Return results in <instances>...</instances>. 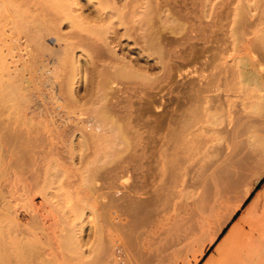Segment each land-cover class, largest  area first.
I'll return each mask as SVG.
<instances>
[{"label":"rangeland","instance_id":"374dc122","mask_svg":"<svg viewBox=\"0 0 264 264\" xmlns=\"http://www.w3.org/2000/svg\"><path fill=\"white\" fill-rule=\"evenodd\" d=\"M9 1H11V3H8ZM106 1L105 0H6V1L0 0V62H1L0 63V81H2L0 82L2 83L0 90L3 89L4 91L0 93L2 94L4 93V95H8L7 93H9L8 91H9V88L11 87L10 92L12 91L15 92L14 94L15 99L13 98V94L11 93L12 94L11 98L14 99V102L12 103L14 104L15 107H17L16 109L18 112H20L19 110L23 111V112H20V114L22 115V116L20 115L21 116L20 117L19 115H15L16 109L13 110L14 111L12 112V114H14L13 117L16 116L17 118L15 120L14 118H12V116L10 117L12 107L15 108L13 105L12 106L10 105L11 107L9 106L10 107L9 111L7 112V114L5 113V117L6 118L8 117L9 121H5L4 123H2V125L4 124L6 125V122H8L7 128L9 127L8 128L9 130L8 133L10 134V135L8 134L9 136L7 135V132L5 130L7 129L6 126L4 125L3 127H1L0 125V131H1V128L3 129L1 134L4 136L2 138V143H4V146L6 149L10 148L9 152L0 155L1 156L0 157V191H2L0 192V197H2L0 199V202L2 203L0 204L1 205L3 204L2 206L0 205V230L3 231V232H0V242H1L0 252L2 256L4 255L2 258V262H4L5 264L6 263L14 264V262L16 264L17 262H19L16 259V256L13 253H11L12 252L10 250L11 244H12L11 240L19 241V239H22L23 237L24 239L25 238L29 239L31 236H34L33 239L37 240L35 241L37 244H35L34 246V249L36 247L37 252H36V249L34 252H36L37 254L31 253V255L33 254V257L35 258V259L33 258V260L35 261V264L37 262L40 264H127V263L128 264H135V263L139 264L137 263L138 259L134 257V256H137L138 250L139 251L141 250L142 252L147 251V256L151 254L153 251L154 253L156 252V254H152V258L154 259L153 261L155 260L157 261V262L155 261L157 264H197L207 253L212 251L213 245L231 228V226L234 223H238V226L236 229L237 233L234 234L232 238V242H229V246L230 247L241 246L245 250L247 246L250 245V244H247L246 242L252 240L253 237H252V232H249V233H243V232L245 230H256L258 231V234L260 235V234H263L262 230H264V201L262 200L253 201V196L255 195L256 189L258 188V186L254 187V181L256 178H258V175L261 172L264 173V130H263L264 121L260 124L258 121V124L263 127L262 129L259 125L252 126L250 123V121L253 122L252 119L254 120L261 119L260 122L262 121V119H264V90L262 91L259 88L257 91L256 88L258 87H256L254 83L245 84L246 82L242 80L243 78L242 72L245 73L246 71H248V73L246 72L247 75H251L252 73H256L258 71L257 74H259L260 72L263 75L262 74H259V75L264 77V46H263L264 45V20H263L264 0H247V1L245 0V3L242 0H231V1L230 0L228 1L227 0H222V1L221 0H218V1L217 0H205V1H208L207 4L206 5L203 4L202 5L203 7H201V8H204L205 11L206 9H208V8H205V6H207L208 4H210V6L208 5L210 8H212V6L215 5L214 11L216 12H214L213 9H209L210 10L209 12L206 11V13L208 12V15L212 13L211 10L213 11L214 14L217 13L218 9H220L219 6H221V9L222 8L224 9L222 11L219 10L222 13L223 11L224 12L227 11L226 10L227 7L228 9L231 7L230 9L231 11L229 10L227 13L228 18L227 19L224 18V16L225 17L227 16L226 13H224L223 15V19H225V21L223 19H220L221 18L220 16L222 14L221 12H220L221 14L219 13L220 16H218L219 17L218 19L216 18L217 17L216 14L214 15L216 16L215 17L216 20H221V21L223 20L222 22L216 21L217 24L221 23V25L218 24L220 25V27L221 26L223 27V28L221 27L223 31L222 32L219 31L218 33V34L221 33L220 34L221 37L224 38L222 40L225 43L224 44L225 46L223 45V43L221 46V49L223 51L218 52V53L215 50L211 51L212 53H215L214 56H216V54L217 56L216 58L212 57L213 58V60L211 58L212 61L211 60L209 61L208 59L206 60V61H209L210 63L214 61L213 64H210L209 66L205 64H201L200 62H199L200 64H195L193 62L191 64H187V66L186 65L183 66V69H181L182 68L181 67L177 72H174L173 70L175 75L176 76L178 75V76L173 78L174 76H171V75H173L174 73L173 74L170 73L171 75L169 76H171L174 81L171 78L172 81L169 80L168 82L167 80L165 82V84L166 83L168 84L166 85H164V83L160 84L162 85V87H164V88L161 87L160 91L159 90L155 91V89H153L155 87H152L149 91L147 90L148 91L146 93L147 95L144 96L143 92H141V94L140 93L137 94L138 90L137 91L135 90L137 95H141L144 99L145 97L146 98L149 97L148 98L149 100L150 99L149 95L152 94V89H153V93L155 94L154 96L152 94L151 96L152 99L149 100L150 102L147 101L150 103L148 104V106L146 104L147 102L146 101L143 102L142 98H141L142 100L137 99L138 97L135 98L137 95L135 94V91H132V88H131L133 87L132 85L130 86L129 84L130 86L129 88L124 87L127 90V92L126 93L123 92L122 93L123 96L125 95L127 96L125 98L131 99V102L129 103L131 105L129 106L127 104L126 105L128 107L132 106L129 109L130 111L134 110L132 111V115H131L133 122L135 121L142 122L141 118L144 115L148 117V120L146 119L147 121H145L144 118H142L146 124L144 123V121H143V125H140L142 123L138 124L137 129H139L138 131L141 133H138L135 131V133L138 134V135L136 134L137 136L135 134L133 135L134 137L132 135H129L131 133H129V130H128L127 134L129 135V137H126V138L124 137V139L123 137L122 139L118 138L122 142L118 139H113L112 135H110L111 136V139H110V137L108 136L109 134H111L109 132V130L111 129L110 126H109L110 129L105 126L102 131L100 130L101 133L102 132L103 134L104 132L106 133L104 134V136L108 134L106 138L109 137L110 141L106 140L105 138V139H102L101 140L102 142H101L100 139L97 140L95 136L91 137V135L94 133L91 125L87 124L86 120L81 121L83 120L81 118L85 119V116L87 115L86 113L88 112V111H83V110H87V108L90 109L91 105L93 104V101H95L94 99H96V98L94 99L92 98L94 96L98 97V94L100 93L98 92V90L97 91L95 90V88H97L96 85H98L95 82L99 78V76H96V75H99V73L97 72L98 74H96V72H92L90 74L94 73L93 75L87 76L85 72L86 71L88 72L90 70L88 65H90V67L93 68L97 65L96 63L98 62H99L98 64H100L101 66L103 65L102 61L106 63L104 64V66L108 65V63L110 62L109 61L110 52L107 51L109 54L106 52V50H108L106 48L107 43H106V46H105V43H103L104 41L103 35L105 34L104 32H106L105 27L107 28L106 29L107 32H109L108 28L117 27L118 30H120L119 32L123 33L122 30L124 29V27L126 28V25H130L134 18L133 11L134 12L137 11L136 15L138 14V17H140L139 15L141 14V11L144 10V7L146 6L148 2L147 0H133V1L132 0H106ZM173 1H176V5H178L182 3L183 0H179V2L181 1L180 3L178 2V0H172L171 3ZM197 1L198 2H196V0H187V1L185 0L184 3L186 2L185 4L187 5L190 4L187 6L188 8L190 7L192 8V10H194L195 8L196 10V7L198 9V6L201 5V4L199 5L200 3L199 0ZM134 2H136V4ZM223 2L224 4H226L227 2V5H226L227 7L223 5ZM191 4H194L195 7H193ZM228 5L229 6L232 5V6L229 7ZM247 5H249L250 8ZM199 10L200 9H198V11ZM115 11H117V13ZM246 12H248L247 14L248 15L250 14V15L244 16V13L246 14ZM99 14H101L103 18L106 16L105 14H109L105 17L107 20L109 18V20L107 21L104 18L103 20H105V23L104 21L100 22L99 20L102 17L100 16V19H99L98 18ZM131 14L133 17L131 18L132 20L129 19ZM208 15L206 18H208ZM210 16L213 17V14H211ZM210 16H209L210 19L205 18L206 20H210L207 22H211L212 19ZM243 17L244 19H242ZM246 18H249V20L250 19L252 20L248 21V19ZM91 19L93 22L91 21ZM232 19L235 20V22H233ZM237 19H239L241 23ZM94 20H98L99 22L96 21L95 23ZM119 20H121L122 22L124 20V25H125L124 27L122 25L123 23L120 22ZM191 21L193 23L192 19ZM203 22L207 23L205 20ZM69 25L71 27H69ZM214 26H216V24ZM98 28L100 29L98 30L100 34H97L96 36H98L99 38L95 36V34L98 33L96 32ZM113 28L109 29L110 32ZM215 29L220 30L219 26H216ZM93 30L95 31L94 34H93ZM110 32L107 33V35H105L107 36L105 37V39H108V37L110 36L109 34H111ZM127 33H126V37H129L130 34L129 33L127 34ZM229 33L230 35H228ZM191 34L193 35L195 34V32H191ZM92 35L95 36L96 38L95 40ZM101 36H103L102 38L103 41L100 40L99 42V39H101L100 38ZM261 36L263 37L261 38ZM130 37L129 39L123 37V35L120 37L121 39L120 41L123 43L124 49H125L124 45L126 44V43L124 44L125 39L128 40L127 42L130 43L129 46H131L132 42H134L133 40L135 38L133 37L134 38L133 39ZM210 42L212 43V45L209 44ZM221 42L222 41L218 43L215 42L214 40L209 41L207 43V46L209 44L208 47L211 48V46L214 45L212 49H215V47L218 48L220 46ZM201 45L202 44L198 42V46H201ZM113 46L114 47H112L111 45V48L113 49L115 48V52H112V51L111 52L116 55L117 53L116 49H117L118 51L117 55L118 56L120 55V57L123 55L121 58H124L125 56L124 60L132 59V57L134 56L133 54L137 56L136 52L140 53L138 49L137 50L133 49V51L131 50V52H129L130 54L126 53L128 56L133 55L131 57H128L126 54L124 55L125 50L123 51V53L122 52L119 53V50H121V48L120 49L119 47L117 48L116 47L117 45L115 43H113ZM111 48L109 47L110 50ZM95 53H97L98 56ZM204 55H206V57L205 56L200 57L201 62H204L205 58L211 57L210 53H206ZM94 56L97 58L99 57L98 59L100 61H98L97 58L94 59L93 58ZM106 59L108 61H106ZM141 59L142 58L140 57V60L138 61V63L141 62ZM95 60L97 61L96 63L94 62ZM74 61L75 62L77 61L76 65L78 67L77 70L79 69L78 70L80 72L79 74L78 72H73L75 73L73 74L71 72L72 70L70 71V69L73 68L71 63ZM246 61H247V64H246ZM242 62L243 64L244 63L245 64L243 65ZM85 64L87 65L89 69L87 68V70L86 71L83 70L84 71L83 72L81 69L86 67ZM94 64L96 65L94 66ZM193 64H195V66H193ZM40 65H41V69H38L40 68L39 67ZM78 65L81 67V69L79 68ZM100 65H97V66L99 67ZM73 66L75 67V65ZM104 66L102 67L104 68ZM198 66H199V73L202 71L201 72L202 75H200L197 72ZM252 66L256 69L259 67H262V68L261 69L259 68L260 70L255 69L254 71L256 72L253 71L251 73L252 71L251 69H254ZM102 67L101 69L102 71H104ZM185 67H186V71H185ZM192 67L196 69L198 77H197V74L194 73V71L192 73L194 75H191ZM77 70H74V71H77ZM180 70H182L184 74H182V72L180 74L179 73ZM94 71H95V68H94ZM188 71L190 72L188 73ZM152 72L157 74L154 71H149V74H151ZM7 75H10V76L7 77ZM83 75L86 81L83 79ZM234 75L235 76L237 75V76L235 77ZM200 76L201 77L203 76L202 79H200L201 78ZM92 77L94 79L91 80ZM19 78H22L23 80ZM26 78L28 81L26 80ZM219 78L221 80H219ZM16 80L18 82L22 80L19 82L21 84L19 86L20 87L22 86L20 89L17 86V84L19 83H17ZM99 80L101 81L100 78L97 81L100 82ZM191 80L195 82L191 83ZM211 80L213 81L215 80V81L213 82ZM224 80H227V81H224ZM8 82H10L11 85L14 84V86L13 85L11 86ZM68 82H69V85H71L70 87H68ZM88 82L93 84L92 85L93 90L92 88L90 90L89 86H87ZM212 82L214 83V85ZM114 83H112L110 86L113 85L114 88H119L120 86L123 88L121 84H118V83L114 84ZM194 83H196L197 85ZM190 84L192 85L190 86ZM116 85H118V87H116ZM176 85L177 86L179 85V87H177ZM193 85H196V86H193ZM16 86L18 87V89ZM23 86L24 88L25 87L27 88V89L25 88L24 92H23ZM253 86L256 87L255 90L253 89L254 88ZM5 87L8 89V91L4 90ZM13 87H16V88H13ZM67 87L69 89L72 88L71 91L74 93V95H72L71 91L67 90L68 89ZM85 87L87 89V92L85 91ZM87 87L89 88V91ZM157 87L156 88L159 89V86ZM249 88H250V91H249ZM146 89H145V92H146ZM197 89L199 93L196 91ZM179 90L181 92L184 91V94L181 93ZM203 90H206V91H203ZM253 90L257 92L254 93ZM83 91H85L86 93H83ZM90 91H92L91 94L93 97L90 96L92 98H89V95H86V94H89ZM193 92H195L194 95L198 93V95L200 96L197 95L198 97L197 96L195 97L193 94H191ZM69 93H71V95ZM95 93L97 96L95 95ZM210 93L212 96L210 95ZM260 93L263 95V98L257 99L258 96L262 97ZM118 94H119V97H121L122 99L123 96L121 95V92ZM214 94L216 96H214ZM251 94L253 96H251ZM73 96H75L77 100L75 97L73 98ZM78 96L79 98L81 96V98L79 99ZM176 96L178 97V99ZM255 96H257V98H255ZM193 98H195V100ZM200 98L201 99L205 98L206 100L203 99L201 102ZM172 99L173 101H176V102H173ZM54 100H57V101H54ZM135 100L136 101L138 100L137 102L138 105L137 103L136 105L133 103L134 104V108H133L132 102L133 101L135 102ZM197 100L198 101L200 100V103H198ZM208 100H210L211 102L208 103ZM98 101L99 100H97L94 103L96 104L98 103L97 105H99ZM140 101L143 103L145 108L142 107L143 109L141 108V110H138L140 109L138 107L142 106L140 105L141 104ZM257 101H260V102L263 101V102L261 103V105H259L260 102H257ZM125 102H127V100ZM88 103H90L91 105ZM144 103L146 104L147 107L145 106ZM201 104L206 107H201ZM227 107H229L228 108L229 110L227 109ZM92 108H95V107L93 106ZM183 108H186V110ZM203 108H204V111L202 110ZM144 109L146 112L144 111ZM38 110L41 112L39 113ZM89 111L91 112L93 110H89ZM135 111L140 112L142 114L144 112V115H138L140 113H136L138 117L136 116L135 118V115L133 117V114H135L133 112ZM202 111H203V114H202ZM52 112L55 114L56 124L51 118L53 117ZM57 112L59 115L58 114L56 115ZM174 112L176 113V115ZM171 113H173L174 115ZM118 114H121V113L118 112ZM128 114L130 115L131 112ZM166 114H168L169 117ZM170 114L171 116L173 115L175 119L177 117V119L175 120L174 118H172L174 119V121L171 120ZM196 114L198 115V117ZM180 116L182 117L180 118ZM153 117L156 119V121ZM158 117L163 118V119L158 122L159 120ZM234 118L235 119L237 118V119L234 120ZM249 118H252V119L249 121L248 120ZM149 119H150V122H148ZM169 119L171 121H169ZM77 121L80 123L84 122L88 126L90 125L92 130L90 128L89 129L91 130V132L93 131L92 134L90 135V131H89V134H87L88 131L86 129H88V126L86 127V129H84L86 125L82 127L83 123L81 125L80 123L78 124ZM218 121L219 122L221 121V123H219ZM227 121H229V124L234 121L235 123L239 121L238 126L240 128L241 126L245 127V128L242 127L243 129L239 128V131H242V130L244 131L246 128H249L250 126L246 127L244 125L247 124L248 126L249 125L248 122L250 123L252 127V128L250 127L251 131L249 128V129H246L247 133L246 131L243 132L244 134L240 133V139L241 141L247 140L246 143L245 141L241 142V143H245L243 144V146L245 145L243 147V153H247L251 156L250 152L248 153L246 151L248 147H249L248 151H250L252 148L254 152H251L253 154L251 157L258 158L257 160L258 162L257 161L255 162V160L254 161L252 160V163L254 162L255 163L250 165L249 168L247 167L242 170L240 169L241 172H238L239 171L238 170L237 172L239 175L237 174V172L235 173V176H233L234 178L232 177L233 179H232L231 184H229L230 182H224V181H223V184L221 182H212L205 188H199V189L195 188V190L197 189L196 191L197 193L194 191V189H192L193 191L192 190L191 191L194 192V194L192 195L191 194L192 192L189 194V197H187L189 200L188 199L186 200L185 198H184L185 200H183L182 198H178L175 195H173L174 192L172 191L173 192L172 193L170 191L171 189H174V190L176 189V185H174L176 184V181L174 180V183L172 181V178L174 179L175 177V175L173 177V174H171L172 170L170 169L171 170L170 172L167 166L164 167L162 170L160 169L161 171L160 175H162L163 179L165 178L167 180L163 182L159 181L157 179L158 177L156 176V174L153 175L152 173V171L154 172L158 165L159 166L161 165L160 164L161 160H166L168 157L167 156L166 159H163L160 156H162L165 153L167 154H165L164 156L170 155L169 153H171V151H172L171 154H174L175 152L179 150L183 152L185 151V149L186 151L188 150L187 153H189L190 150H193V148L195 147L194 144L197 142L199 143L206 142V143L211 144L209 142L211 138L210 134H212V137H213L211 139V142L213 143V145L215 144V147H216L217 146L216 143L218 142V141L216 142V140L214 139V137L216 136V133H214L213 131H209L210 130L209 127L214 126L216 128L217 124L219 125L221 124L220 126L227 125V123L224 124ZM209 122L213 126L211 125H209V127L205 126V124L207 125L209 124ZM241 122H242V125L240 124ZM245 122L247 123L245 124ZM214 123L216 124L214 125ZM198 124L199 125L201 124L200 127ZM173 125L176 127H174ZM257 126H259V128H257ZM201 127H202V131H203V127H205L203 131L204 133L209 132L210 134L208 133L205 135L202 131H200ZM147 128L148 130H146ZM211 130L213 129L211 128ZM86 134L88 135V137H85ZM6 136L8 137L5 139ZM135 136L137 138H135ZM138 136L141 139H138ZM202 136L203 137L206 136L207 138L209 136V140H207V138L205 137V139L201 141L200 138L202 139ZM231 137L232 136L226 137L224 141L229 142V138ZM231 139H234V138L232 137ZM104 140L108 143L107 146L105 145L106 147L103 145L104 143L106 144V142H103ZM222 141L220 143L219 142L217 143L219 144L218 147L220 146V144L224 143V142L222 143ZM227 142H225L226 144H224L226 145V147L228 145ZM109 143H111L113 146L111 144L109 145ZM185 144H186V148L184 146ZM102 145L105 147V149H107L105 150L106 151L105 153L104 151H102L103 149H100V146ZM218 147H216L217 150H219ZM226 147L224 146V148ZM116 148L117 150L116 152H114ZM101 151L103 153L99 154V152ZM156 154L161 159L156 157ZM111 158H114V159H111ZM54 160H56V162H58L59 164H56ZM157 162L159 163L158 165H157ZM156 172L159 173V170L155 171V173ZM155 176H156V181L151 179L153 177L155 178ZM261 177H264V175H261L260 178ZM143 178H144V181H143ZM147 180L148 182L146 183ZM161 186H163V188ZM250 187L251 189H250L249 194L246 196V198L241 203V200H242L241 198H243L245 191H247ZM168 189L170 191H168ZM22 192L24 194H22ZM150 193L151 194L153 193V194L151 195ZM251 193L252 194L254 193V194L252 195ZM8 194H11V195H8ZM190 195H192L191 198H190ZM172 199H175L176 202L175 200L173 201ZM177 199L183 202L181 203L180 201L181 204L178 205L179 201ZM172 202H175V203L178 202L177 205L178 207L179 206L180 207L177 209L176 204H174L175 207H173L174 205L172 204ZM185 202L187 203L185 204ZM239 203H241V206L230 217L231 212L238 206ZM125 206H127L128 208ZM168 206L173 207L171 208L173 209V211L175 208L177 210L173 212L172 210H170V207ZM165 209H167L168 211ZM125 211H128L129 213ZM167 212H169L170 214ZM105 213L107 214L106 216H105ZM126 213L130 214L129 216L131 217L126 215ZM106 218L108 219L106 220ZM128 218L129 220H127ZM104 220L108 221L109 224H106L108 222ZM128 221L131 222L132 227H134L137 224L136 227L139 226L137 227L138 229L136 227L134 228L131 227L132 230L134 229L133 231L131 230L132 231L131 232L130 223H128V225L130 224L128 226V229L125 228L127 227ZM9 222H10V226L11 227L13 226L12 228L10 226L8 227ZM14 222H15V225H14ZM103 224L104 226L108 227V230L107 229L104 230ZM149 227L152 229V232L154 231V229L156 230L153 232L154 234H151L152 232H150L151 229ZM221 227L222 229L219 232V234L216 236L214 242H211V240L215 237V233H217ZM240 229L242 230V232H240L241 231ZM139 230L147 231V233L145 234L142 231L140 232L142 233L141 234L142 236L145 235V237L143 238L147 237L145 240H149V242L151 240V237H153L152 241L156 238L154 240L156 243L152 244L151 248L152 247L155 248V245H157L156 247L159 248L157 249V251H155L156 249L155 250L152 249V252L150 253L151 250L149 249L151 248H147L148 247L147 245L144 246L145 248L142 246L143 244H148V241L147 243L145 242L142 245L140 244L142 249L138 247V241L139 242L142 241L141 239L142 236L140 235V233H138L139 235L137 234ZM68 232L69 234H67ZM127 232L131 233L132 235L134 234L135 241L137 242L136 248L138 247L137 250L134 247L135 241L133 242L134 240V238L132 239L133 236L130 234L131 238H129L130 236L128 235ZM10 234H12V236H10ZM123 234L126 235L130 239L131 243L126 242V240L128 241V238L126 239V237ZM258 239H261L260 236L258 237ZM145 240L143 239V241ZM120 242L121 243L125 242L124 244L126 245V247L124 244H121ZM98 243H99V246L97 245ZM5 244L8 246H6ZM127 244L131 247L133 246L137 254L134 253L135 251L133 252L132 249H130V247ZM104 248H106L107 251ZM4 249L6 250L8 249L10 253L7 250L8 252L6 254V250ZM94 249L96 252L94 251ZM122 249H125V250L122 251ZM124 251L126 253L130 252L131 255L134 258H136L137 261L131 260L134 258H132V256H130L131 258H129V253L125 254L124 256V254L122 253ZM8 253H9V256H8ZM144 253L143 254L141 253V254L144 256L145 255ZM31 255L29 256L31 257ZM155 255L157 257H155ZM234 257H235V254L233 250L231 248H227L224 251L222 261L225 263H237V259L236 257L235 258ZM28 259L30 260V258ZM97 259L98 261H96ZM124 259H125V262H124ZM244 259L247 260V256Z\"/></svg>","mask_w":264,"mask_h":264},{"label":"bare ground","instance_id":"6f19581e","mask_svg":"<svg viewBox=\"0 0 264 264\" xmlns=\"http://www.w3.org/2000/svg\"><path fill=\"white\" fill-rule=\"evenodd\" d=\"M6 1V0H5ZM106 1V0H105ZM133 1V0H132ZM171 1L172 0H147V4H146V6L144 7V10L143 11H141V14L139 15L140 17H138V14L136 15V13H137V11L136 12H134L133 11V13H134V15H133V17H132V14H131V16H130V20H132L131 18H133V20H132V22H131V24L130 25H126V28L124 27L125 25H124V20H123V22L121 21V20H119L120 22H122L123 24V27H124V29L122 30L123 31V33H121V32H119L120 30H118V28L117 27H115V28H117V29H115V28H113V27H110V28H113L112 30H111V32H110V28H108V31L111 33V34H109L110 36L108 37V39H105V37H107V36H105V35H107V33H109V32H107V28L105 27L106 26V24H105V31L106 32H104L105 34L103 35L104 36V38H103V36H101L100 38L101 39H99V42H100V40H102V38L104 39V41H103V43H105V46H106V43H107V49L108 50H106V52L107 51H109L110 52V54H109V57H110V59H109V63H108V65H105L106 67H108V68H106L105 66H104V64H106L105 62H103L102 61V66H104V68L100 65V64H98V63H96L97 61V59L99 58H97V57H93L94 59L95 58H97L94 62L97 64V65H100L99 67L96 65V64H94V66L95 67H93V68H91L90 67V65H88V67L90 68V72L88 71H86L87 70V65H86V69L85 68H82L81 69V67L79 66V68L83 71V70H85L86 72V75L87 76H91V75H93V74H90V73H92V72H96V74H98L99 73V75H96V76H99V78L101 79V81L100 82H98L97 80L99 79H97L96 80V82L95 83H97L98 85H96L97 86V88H95V90L97 91L98 90V92H100L99 94H98V92H97V94H98V97H93L92 96V94H91V92L92 91H90V93L89 94H86V95H89V98H92V99H94V98H96L97 100H99L98 102H99V105H97L96 103H94V102H96L97 100L96 99H94L95 101H93V104L91 105L90 103H88V104H90L91 105V107H90V109H88L87 108V110H83V111H88L86 114V116H85V119L84 118H81V119H83V120H81V121H85L86 120V122H87V124H90L91 125V127H92V129H93V131H94V133L92 134V132H91V127H90V125L88 126V125H86L84 122H82L83 123V126L82 127H84V125H86L85 126V128L84 129H86V127L88 126V129H86L87 131H88V133L87 134H89V131H90V135H91V137H94L95 136V138H97V140L98 139H100V141L102 140V139H105L106 138V136L108 135H106V136H104V134H106L105 132H104V134H103V132L101 133V131L104 129V127L106 126V127H108L109 128V126L111 127V129L109 130V132L111 133V134H109L108 136L110 137V139H111V136L110 135H112V138L113 139H118V138H120V139H122V137H123V139H124V137L126 138V137H129V135H136L137 133H135V131L136 132H138V133H141V132H139L138 130L139 129H137V126H138V124H140V123H142V124H140V125H143V121L145 120V121H147L148 120V117L147 116H145L144 115V112H143V114L142 113H140V112H137V111H135V112H133V113H135V114H133V117H134V115H135V118H136V116L138 117V115H144V116H142V118H144V120L141 118V120H142V122L140 121V122H133V120H132V111H134V110H129L130 109V107H132V106H130V107H128L129 105H131V104H129L130 102H131V99H130V101H129V99H127V98H125V97H127V96H123V92H127V90L125 89V88H129L131 85L133 86V87H131L132 88V91H137L138 90V92H137V94L138 93H140L141 94V92H143V94H144V96H146L147 94V92L152 88V87H155V88H153V89H155V91H160V88L162 87V85H160V84H163L164 83V85H166V84H168V83H166L165 84V82L168 80V82H169V80H171V76H174L173 78H175V77H177L176 75H175V73L174 72H177L181 67V69H183V66H187V64H191V63H195V64H205V65H210V64H213V62L212 63H210L209 61L211 60V58L212 57H215L216 58V56H217V54H216V56H214L215 55V53H212L211 51L213 50H215L217 53L218 52H221V51H223L222 49H221V46H222V43H223V45L225 44L224 42H223V40L222 39H224V38H222L221 37V33L220 34H218L219 33V31H223L222 29H221V27H220V25H221V23H218V24H220V25H218L217 24V22L219 21V22H222L223 20L225 21V19H223V15H224V13H228V11L231 9V7L230 6H232V5H228L230 8L228 9V7L226 6L227 5V2H226V4H224V2H223V5L225 6V7H227V11H223V13L221 12L222 10H224L223 8L221 9V6H219L220 7V9H218V11L219 10H221V11H217V13H215L216 14V16H214L215 14L213 13V11L215 10L214 8V6H212V8H210L209 6H210V4H208L207 6H205V8H208V9H206V11H210L209 9H213V11L211 10V14H213V17H211L210 15H208V12L206 13V11H205V9L204 8H201V7H203L202 5L203 4H207V2L208 1H205V0H202V2H201V0H199V5L200 6H198V9H200L199 11H198V9H197V7H196V10H195V8H194V10H192V8H188L187 6L188 5H190V4H185L184 3V1L185 0H183L182 1V3H180L179 2V0H178V2L180 3V4H178V5H176V1H173L172 3H171ZM187 1V0H186ZM206 3H205V2ZM218 1V0H217ZM222 1V0H221ZM220 1V2H221ZM228 1V0H227ZM231 1V0H230ZM242 1H244V3H245V0H242ZM247 1V0H246ZM107 2V1H106ZM141 2V1H140ZM145 2V1H144ZM191 2V1H190ZM196 2H198L197 0H196ZM204 2V3H203ZM220 2H218V3H220ZM8 3H11V1H9ZM80 3V2H79ZM135 4H136V2H134ZM193 3V2H192ZM209 3H210V1H209ZM240 3V2H239ZM243 3V2H242ZM248 3V2H247ZM75 4V3H74ZM99 4H100V2H99ZM127 4H128V2H127ZM143 4V3H142ZM173 4V5H172ZM175 4V5H174ZM195 4V3H194ZM194 4H191L193 7H195L194 6ZM197 4V3H196ZM222 4V3H221ZM228 4H229V2H228ZM231 4V3H230ZM93 5V4H92ZM105 5H107V4H105ZM115 5V4H114ZM130 5V4H129ZM246 5V4H245ZM248 7H249V5H247ZM103 7V6H102ZM106 7H108V6H106ZM134 7V6H133ZM132 7V8H133ZM218 7V8H219ZM244 7V6H243ZM96 8V7H95ZM101 8V7H100ZM250 8V7H249ZM115 9V8H114ZM129 9V8H128ZM203 9V10H202ZM247 10V9H246ZM74 11V10H73ZM120 11V10H119ZM197 11H198V13H197ZM231 11V10H230ZM251 11V10H250ZM82 12V11H81ZM116 13H117V11H115ZM214 12H216V11H214ZM222 14H221V13ZM99 13V12H98ZM103 13V12H102ZM121 13V12H120ZM119 13V14H120ZM124 13V12H123ZM132 13V12H131ZM219 13L221 14V16L219 15ZM230 13V12H229ZM248 12H246V14L244 13V16L245 15H248L247 14ZM110 14V13H109ZM109 14H105L106 16L107 15H109ZM208 15V18H209V16L211 17V22H207V21H210V20H206V19H208V18H206L207 17V15ZM225 14V15H226ZM232 14V13H231ZM233 14H234V12H233ZM240 14V13H239ZM262 14V13H261ZM77 15V14H76ZM82 15H83V13H82ZM81 15V16H82ZM94 15H95V13H94ZM117 15V14H116ZM230 15V14H229ZM250 15V14H249ZM248 15V16H249ZM257 15V14H256ZM34 16V15H33ZM73 16H75V15H73ZM87 16V15H86ZM90 16V15H89ZM100 16L102 17L101 19H100ZM105 16V17H106ZM218 16H220L221 18L220 19H223L222 21L221 20H216V18L218 19L219 17ZM239 16H241V15H239ZM259 16V15H258ZM78 17V16H77ZM76 17V18H77ZM85 17V16H84ZM83 17V18H84ZM92 17V16H91ZM96 17H97V15H96ZM104 17V18H105ZM110 17V16H109ZM216 17V18H215ZM262 17V16H261ZM32 18V17H31ZM36 18V17H35ZM98 18L100 19L99 21L101 22V21H104V23H105V20H107L106 18H105V20H103L104 18H103V16L101 15V14H99L98 15ZM127 18V17H126ZM207 22V23H205V22H203L204 20ZM206 18V19H205ZM224 18H228V14H227V16L225 17L224 16ZM237 18V17H236ZM250 18V17H249ZM249 18H246V19H248V21H250V20H252V19H250L249 20ZM255 18V17H254ZM259 18V17H258ZM34 19V18H33ZM120 19V18H119ZM191 19L193 20V23H192V21H191ZM210 19V18H209ZM213 19H215V20H213ZM242 19H244V17L242 18ZM53 20V19H52ZM78 20V19H77ZM76 20V21H77ZM85 20H86V18H85ZM108 20H109V18H108ZM107 20V21H108ZM238 21H240L239 19H237ZM262 20V19H261ZM260 20V21H261ZM263 20H264V18H263ZM65 21V20H64ZM88 21V20H87ZM91 21H92V19H91ZM90 21V22H91ZM95 21V23H96V21H98V20H94ZM98 21V22H99ZM116 21H118V20H116ZM217 21V22H216ZM232 21L233 22H235V20H233L232 19ZM247 21V20H246ZM257 21V20H256ZM259 21V20H258ZM53 22V21H52ZM81 22V21H80ZM85 22V21H84ZM83 22V23H84ZM93 22V21H92ZM130 22H128V23H130ZM216 22V23H215ZM253 22V21H252ZM240 23H241V21H240ZM243 23V22H242ZM249 23V22H248ZM79 24V23H78ZM81 24V23H80ZM100 24V23H99ZM113 24V23H112ZM126 24V23H125ZM216 24V26H219V28H220V30H218V29H215L216 28V26H214ZM246 24H247V22H246ZM97 25V24H96ZM101 25V24H100ZM110 25V24H109ZM108 25V26H109ZM121 25V24H120ZM235 25H236V23H235ZM260 25V24H259ZM107 26V27H108ZM225 26V25H224ZM254 26H256V25H254ZM253 26V27H254ZM57 27V26H56ZM69 27H71L70 25H69ZM85 27V26H84ZM91 27V26H90ZM215 27V28H214ZM51 28H53V27H51ZM99 28H100V26H99ZM95 29L96 30V32H98V33H96L95 34V36L97 35V34H100L99 33V31L98 30H100V29ZM223 28V27H222ZM84 29V28H83ZM102 29V28H101ZM231 29V28H230ZM92 30V29H91ZM240 30H241V28H240ZM38 31V30H37ZM40 31V30H39ZM103 31V30H102ZM218 31V32H217ZM234 31V30H233ZM33 32V31H32ZM82 32H84V31H82ZM81 32V33H82ZM91 32V31H90ZM129 33L130 35H129V37L130 38H133L134 40V42H132V44H131V46H129V42H127L128 40H126L125 39V41H124V46H125V49L123 48V43L120 41L121 39H120V37L123 35V37H125V38H128L129 39V37H126V33ZM132 32V33H131ZM191 32H195V34H191ZM240 32V31H239ZM242 32V31H241ZM92 33V32H91ZM95 33V31L93 30V34ZM103 33V32H102ZM127 33V34H128ZM243 33V32H242ZM1 34H3V33H1ZM36 34V33H35ZM85 34V33H84ZM132 34V35H131ZM232 34V33H231ZM77 35V34H76ZM134 35V36H133ZM220 35V36H219ZM223 35V34H222ZM228 35H230V33L228 34ZM87 36V35H86ZM93 36V35H92ZM95 36H93L94 37V40L96 39L95 38ZM232 36V35H231ZM230 36V37H231ZM234 36V35H233ZM32 37V36H31ZM64 37V36H63ZM96 37H98V36H96ZM263 36H261V38H262ZM15 38V37H14ZM35 38V37H34ZM81 38V37H80ZM99 38V37H98ZM243 38V37H242ZM227 39V38H226ZM32 40V39H31ZM106 40V41H105ZM108 40V41H107ZM215 41V42H220V41H222L221 42V44H220V46L218 47V48H216L215 47V49H212V47H214V45L213 46H211V48L210 47H208L209 46V44H211L212 45V43L210 42L209 44H208V46H207V43L209 42V41ZM98 42V43H99ZM198 42H200V44H202L201 46H198ZM202 42V43H201ZM226 42H228V41H226ZM94 43V42H93ZM113 43H115L117 46V48L119 47V49L121 48V50H119V53L120 52H122L123 53V51H124V55L127 53H129V52H131V50L133 51V49H138V51L140 52V53H138V52H136L137 53V56H135V54H133V55H127L128 57H131V56H133L132 57V59H130V60H128L127 59V57H126V59L127 60H124V58H125V56H124V58H121L120 57V55L118 56L117 54H118V51H117V49H116V55L115 54H113L112 52H115V48L113 49V48H111V45H112V47H114L113 46ZM216 43V44H217ZM102 44V43H101ZM228 44V43H227ZM235 44H237V43H235ZM91 45V44H90ZM104 45V44H103ZM110 45V46H109ZM133 45V46H132ZM231 45V44H230ZM70 46V45H69ZM79 46V45H78ZM122 46V47H121ZM216 46V45H215ZM225 46V45H224ZM232 46V45H231ZM264 46V45H263ZM109 47L111 48V50L109 49ZM230 47V46H229ZM235 47V46H234ZM246 48V47H245ZM231 49V48H230ZM225 50V49H224ZM112 51V52H111ZM134 52V53H135ZM206 53H210L211 54V57H208V56H210V55H208L207 57L208 58H205V61L204 62H201V59H200V57L201 56H205L206 57V55H204V54H206ZM94 54V53H93ZM95 54H97V53H95ZM107 54V55H108ZM130 54V53H129ZM140 55V57L142 58L141 59V62L140 63H138V61L140 60V57H139V55ZM106 55V56H107ZM71 56V55H70ZM97 56H98V54H97ZM105 56V55H104ZM218 56H219V54H218ZM73 57V56H72ZM89 57V56H88ZM102 57V56H101ZM108 57V56H107ZM120 57V58H119ZM72 59V58H71ZM91 59V58H90ZM94 59H92V60H94ZM101 59V58H100ZM209 60V61H206V60ZM20 60V59H19ZM23 60V59H22ZM104 60V59H103ZM212 60H213V58H212ZM211 60V61H212ZM214 60H216V59H214ZM72 61V60H71ZM89 61V60H88ZM98 61H100L99 59H98ZM106 61H108L107 59H106ZM198 61V62H197ZM9 62V61H8ZM197 62V63H196ZM200 62V63H199ZM245 62V61H244ZM1 63V62H0ZM71 63V62H70ZM82 63V62H81ZM72 64V67L73 68H71L70 69V71L73 73V72H78V74L80 73L78 70H77V61L75 62H72L71 63ZM89 64V63H88ZM93 64V63H92ZM195 64H193V66H195ZM242 64H243V62H242ZM245 64V63H244ZM243 64V65H244ZM246 64H247V61H246ZM73 65H75V67L73 66ZM82 65H84V64H82ZM204 65V66H205ZM231 65V64H230ZM38 66V65H37ZM64 66V65H63ZM197 66V65H196ZM212 66V65H211ZM218 66V65H217ZM12 67H13V65H12ZM40 68H38V69H41V65L39 66ZM97 67H98V69H97ZM101 67L103 68V70L104 71H102V69H101ZM203 67V66H202ZM207 67V66H206ZM228 67V66H227ZM242 67V66H241ZM253 67V66H252ZM76 68V69H75ZM88 68V69H89ZM94 68H95V71H94ZM193 69H194V67H192ZM191 68V75H194V74H192L193 73V71H194V73L195 74H197V72L199 73V66L197 67V72H196V69H192ZM196 68V67H195ZM231 68V67H230ZM254 68V67H253ZM260 69L262 68V67H259ZM259 68H257V69H259ZM10 69V68H9ZM15 69V68H14ZM34 69V68H33ZM66 69V68H65ZM77 70V71H74V70ZM93 69V70H92ZM98 71H97V70ZM100 69V70H99ZM223 69V68H222ZM236 69V68H235ZM244 69V68H243ZM256 68H254V69H251L250 71H251V73L255 70ZM256 69V70H257ZM259 69V70H260ZM16 70V69H15ZM173 70H174V72H173ZM8 71V70H7ZM69 71V72H70ZM102 71V72H101ZM149 71H154V72H156L157 74H155V73H151V74H149ZM172 71V72H171ZM185 71H186V67H185ZM201 71V70H200ZM10 72V71H9ZM84 72V71H83ZM98 72V73H97ZM160 72H161V74H160ZM181 72H182V70H180L179 71V73L181 74ZM190 71H188V73H189ZM202 72V71H201ZM201 72L199 73L200 75H202L201 74ZM231 72V71H230ZM247 73H248V71H246ZM246 72L245 73H243L242 72V80L244 81V82H246L245 84H247V83H251V84H255V86L256 87H258V88H256V87H254L253 89L255 90V88H256V90L258 91V89L260 88L262 91L264 90V77L263 76H261V75H259V74H262V73H260L259 72V74H257V72L256 71H254V72H256V73H252L251 75H247L246 74ZM68 73V72H67ZM66 73V74H67ZM88 73V74H87ZM100 73H101V75H100ZM173 74V75H171V74ZM187 73V74H188ZM9 74V73H8ZM11 74V73H10ZM69 74V73H68ZM73 74H75V73H73ZM81 74H82V72H81ZM90 74V75H89ZM153 74H155V75H153ZM179 74V75H180ZM182 74H184L183 72H182ZM186 74V73H185ZM218 74V73H217ZM239 74H241V73H239ZM2 75H4V74H2ZM33 75V74H32ZM169 75H171V76H169ZM190 75V74H189ZM263 75V74H262ZM8 76H10V75H7V77ZM86 76V77H87ZM95 76V75H94ZM102 78H101V77ZM204 76V75H203ZM202 76V77H203ZM235 76V75H234ZM237 76V75H236ZM235 76V77H236ZM71 77V76H70ZM85 77V78H86ZM169 77H170V79H169ZM197 77H198V74H197ZM201 77V76H200ZM199 77V78H200ZM202 77L200 78V79H202ZM3 78V77H2ZM4 78H5V76H4ZM10 78V77H9ZM13 78H15V77H13ZM69 78V77H68ZM88 78H90V77H88ZM173 78H172V80H173ZM196 78V77H195ZM205 78V77H204ZM226 78V77H225ZM12 79V78H11ZM18 79V78H17ZM19 79H22V78H19ZM25 79V78H24ZM83 79H84V75H83ZM92 79H94L93 77L91 78V80ZM96 79V78H95ZM181 79V78H180ZM2 80V79H1ZM8 80V79H7ZM23 80V79H22ZM22 80H20V81H22ZM26 80H27V78H26ZM25 80V81H26ZM85 80V79H84ZM90 80V79H89ZM171 80V81H172ZM186 80V79H185ZM219 80H221L220 78H219ZM234 80V79H233ZM13 81V80H12ZM15 81V80H14ZM17 81V80H16ZM19 81V82H20ZM28 81V80H27ZM86 81V80H85ZM84 81V82H85ZM174 81V80H173ZM177 81V80H176ZM211 81H213V80H211ZM215 81V80H214ZM213 81V82H214ZM224 81H227V80H224ZM0 82H2V81H0ZM18 81H17V83H19ZM93 82H94V80H93ZM115 82V83H114ZM193 82H195V81H192L191 80V83H193ZM212 82V83H213ZM218 82V81H217ZM4 83V82H3ZM9 84H10V82H8ZM25 83V82H24ZM112 83H114V84H121L122 86H123V88L122 87H120L119 86V88H114L113 87V85L112 86H110ZM186 83H187V81H186ZM190 83V82H189ZM219 83V82H218ZM227 83V82H226ZM240 83H241V81H240ZM7 84V83H6ZM8 84V85H9ZM74 84V83H73ZM85 84V83H84ZM90 84V85H89ZM129 84H130V86H129ZM174 84H176V83H174ZM179 84V83H178ZM183 84V83H182ZM194 84H196V83H194ZM203 84V83H202ZM209 84V83H208ZM11 85V84H10ZM9 85V86H10ZM13 86H14V84H12ZM11 85V86H12ZM19 85H21L20 83L19 84H17V86L19 87V89L22 87H20ZM86 85V84H85ZM93 84H91L90 82H88L87 83V86H89V88H90V90H91V88H92V90H93V86H92ZM163 85V86H164ZM187 85H189V84H187ZM192 84H190V86H191ZM197 85V84H196ZM196 85H193V86H196ZM213 85H214V83H213ZM1 86H2V83H0V89H1ZM5 86V85H4ZM16 86V87H17ZM71 85H69V82H68V87H70ZM94 86H95V84H94ZM144 87V89H143V87ZM157 86H159V89H157L158 87ZM177 86V85H176ZM199 86V85H198ZM218 86V85H217ZM249 86H251V85H249ZM6 87H7V85H6ZM4 88V90H7L8 91V89L7 88ZM16 87H13V88H16ZM18 87H17V89H18ZM62 87V86H61ZM67 87V88H68ZM83 87H84V85H83ZM116 87H118V85H116ZM125 87V88H124ZM157 87V88H156ZM177 87H179V85L177 86ZM204 87V86H203ZM3 88V87H2ZM9 88V87H8ZM11 88V87H10ZM9 88V93H7V91H6V93L8 94V95H4V93L2 94V93H0V125H1V127H3L4 125H2V123H4L5 121H9V119H8V117L6 118L5 117V113L7 114V112L9 111V108L13 105L14 106V104L12 103V102H14V94H15V92L14 91H12V92H10L11 91V89ZM26 88V87H25ZM25 88H24V86H23V92H24V90H25ZM66 88V89H67ZM88 88V87H87ZM89 88H88V91H89ZM130 88V89H131ZM147 88V89H146ZM149 88V89H148ZM162 88H164V87H162ZM193 88V87H192ZM197 88V87H196ZM252 88V87H251ZM27 89V88H26ZM71 89L72 88H68L67 90H69V91H71ZM110 89V90H109ZM129 89V90H130ZM141 91H140V90ZM145 89H146V92H145ZM153 89H152V94H153V96H154V94L155 93H153ZM157 89V90H156ZM200 89V88H199ZM205 89V88H204ZM211 89V88H210ZM247 89V88H246ZM63 90V89H62ZM100 90V91H99ZM144 90V91H143ZM148 90V91H147ZM176 90V89H175ZM186 90H187V88H186ZM185 90V91H186ZM189 90V89H188ZM221 90V89H220ZM219 90V91H220ZM253 90V91H254ZM260 90V91H261ZM85 91L87 92V89H86V87H85ZM85 91H83V93H86ZM131 91V90H130ZM136 91H135V94H136ZM154 91V92H155ZM180 91V90H179ZM195 91V90H194ZM197 92H198V89L196 90ZM203 91H206V90H203ZM208 91V90H207ZM248 91V90H247ZM249 91H250V88H249ZM257 91H254V93H256ZM0 92H4L3 91V89L2 90H0ZM20 92V91H19ZM21 92H22V90H21ZM20 92V93H21ZM67 92V91H66ZM121 92V95L123 96L122 97V99H121V97H119V94L118 93H120ZM145 92V93H144ZM172 92V91H171ZM181 92V91H180ZM209 92V91H208ZM13 94V98L14 99H12L11 98V96H12V94ZM28 93V92H27ZM71 93H72V95H74V93L71 91ZM71 93H69L70 95H71ZM124 93V94H125ZM150 93V92H149ZM174 93H175V91H174ZM181 93H183L184 94V91H182ZM180 93V94H181ZM199 93V92H198ZM198 93L196 94V95H194L195 94V92H193V93H191V94H193L195 97L198 95ZM204 93V92H203ZM202 93V94H203ZM259 93V92H258ZM18 94V93H17ZM91 94V95H90ZM136 94V95H137ZM152 94H150L149 96H150V99H152ZM182 94V95H183ZM190 94V93H189ZM201 94V93H200ZM217 94V93H216ZM261 94V93H260ZM54 95V94H53ZM76 95V94H75ZM85 95V96H86ZM95 95H96V93H95ZM120 95V96H121ZM179 95V94H178ZM210 95H211V93H210ZM262 95V94H261ZM57 96V95H56ZM90 96H92V97H90ZM97 96V95H96ZM135 96V95H134ZM141 95H137L135 98H137V99H140V100H142L143 99V102L144 101H149L148 100V98L149 97H145V99L141 96ZM190 96V95H189ZM192 96V95H191ZM193 96V97H194ZM198 96H200V95H198ZM197 96V97H198ZM202 96H204V95H202ZM208 96V95H207ZM212 96V95H211ZM210 96V97H211ZM214 96H216L215 94H214ZM251 96H253L252 94H251ZM257 96H258V94H257ZM257 96H255V98H257ZM16 97V96H15ZM75 96H73V98H74ZM177 97V96H176ZM182 97V96H181ZM180 97V98H181ZM250 97V96H249ZM54 98H56V97H54ZM76 98V97H75ZM78 98H79V96H78ZM80 98H81V96H80ZM79 98V99H80ZM84 98V97H83ZM89 98H88V100H89ZM142 98V99H141ZM154 98V97H153ZM171 98V97H170ZM252 98V97H251ZM262 99L263 98V95H262V97L261 96H258V98L257 99ZM87 99V98H86ZM114 99V100H113ZM119 99H121V100H119ZM127 100V102H125L126 100ZM175 99V98H174ZM177 99H178V97H177ZM194 100H195V98H193ZM201 99V98H200ZM204 100H206L205 98H203ZM203 99H201V102H202V100ZM217 99V98H216ZM215 99V100H216ZM12 100V101H11ZM59 100V99H58ZM71 100V99H70ZM76 100H77V98H76ZM75 100V101H76ZM154 100V99H153ZM184 100V99H183ZM211 100V99H210ZM210 100H208V103L209 102H211ZM54 101H57V100H54ZM79 101V100H78ZM129 101V102H128ZM152 101V100H151ZM172 101H173V99H172ZM190 101V100H189ZM198 101V100H197ZM86 102V101H85ZM88 102V101H87ZM90 102V101H89ZM125 102V103H124ZM138 102V100L136 101L135 100V102L133 101L132 102V105H133V108H134V104L136 105V103ZM145 102V103H146ZM150 102V101H149ZM149 102H147L146 104H147V106H148V104H150ZM173 102H176V101H173ZM172 102V103H173ZM181 102V101H180ZM179 102V103H180ZM203 102H205V101H203ZM207 102V101H206ZM257 102H260V101H257ZM263 102V101H262ZM262 102H260V104L259 105H261V103ZM12 103V104H11ZM83 103V102H82ZM92 103V102H91ZM134 103V104H133ZM140 105H142V106H140V107H138V108H140V109H138V110H141V108L143 107V108H145L144 107V105H143V103L140 101ZM144 103V104H145ZM171 103V104H172ZM182 103V102H181ZM198 103H200V100L198 101ZM67 104V103H66ZM96 104V105H95ZM128 106H127V105ZM146 104H145V106H146ZM152 104V103H151ZM183 104V103H182ZM206 104V103H205ZM11 105V106H10ZM81 105V104H80ZM137 105H138V103H137ZM178 105V104H177ZM210 105H211V103H210ZM10 106V107H9ZM95 107V108H92V107ZM146 106V107H147ZM208 106H209V104H208ZM232 106V105H231ZM258 106V105H257ZM15 107V106H14ZM81 107V106H80ZM86 107V106H85ZM89 107V106H88ZM149 107H150V105H149ZM179 107H181V106H179ZM201 107H206V106H203L202 104H201ZM230 107V106H229ZM229 107H227V109L229 108ZM17 107H15V108H13L12 107V109H11V113H10V117L12 116V118H14V120L15 119H17L16 118V116H14L13 117V115L14 114H12V112H14L13 110H15ZM38 108H39V106H38ZM74 108V107H73ZM132 108V109H133ZM136 108V107H135ZM142 108V109H143ZM172 108V107H171ZM208 108V107H207ZM8 109V110H7ZM84 109H86V108H84ZM148 109V108H147ZM183 109H185L186 110V108H183ZM201 109V108H200ZM209 109V108H208ZM35 110V109H34ZM33 110V111H34ZM89 110H93V111H89ZM136 110V109H135ZM170 110V109H169ZM182 110V109H181ZM203 111H204V108L202 109ZM229 110V109H228ZM227 110V111H228ZM20 112H23L22 110H19ZM26 111V110H25ZM39 111V110H38ZM131 112V114L129 115L128 113H130ZM144 111H145V109H144ZM168 111V110H167ZM179 111V110H178ZM197 111V110H196ZM203 111H202V114H203ZM207 111V110H206ZM211 111V110H210ZM237 111V110H236ZM17 112V113H16ZM20 112H18L17 111V109L15 110V115H21L20 114ZM41 111H39V113H40ZM118 112L119 113H121V114H118ZM125 112V113H124ZM127 112V113H126ZM142 112V111H141ZM146 112V111H145ZM175 112H176V110H175ZM174 112V113H175ZM180 112V111H179ZM189 112V111H188ZM200 112H201V110H200ZM226 112V111H225ZM234 112V111H233ZM232 112V113H233ZM9 113H8V115H9ZM32 113V112H31ZM34 113V112H33ZM51 113V112H50ZM53 113V112H52ZM90 113V114H89ZM136 113H140V114H138V115H136ZM166 113V112H165ZM168 113V112H167ZM208 113V112H207ZM246 113H248V112H246ZM35 114H36V112H35ZM58 114V112L56 113V115ZM61 114V113H60ZM77 114V113H76ZM164 114V113H163ZM171 114H173V113H171ZM171 114H170V116H171ZM182 114V113H181ZM236 114V113H235ZM59 115V114H58ZM78 115H79V113H78ZM83 115V114H82ZM167 116H168V114H166ZM174 115V114H173ZM171 116L170 118H171V120H173L174 121V119H175V117L174 116ZM175 115H176V113H175ZM197 115V114H196ZM210 115V114H209ZM22 116V115H21ZM20 116V117H21ZM53 117H51L52 119H53V121H54V123L56 124V117H55V114L53 113V115H52ZM131 116V117H130ZM152 116V115H151ZM204 116H205V114H204ZM225 116V115H224ZM246 116V115H245ZM19 117V118H20ZM80 117V116H79ZM146 117V118H145ZM162 117V116H161ZM169 117V116H168ZM182 116H180V118H181ZM197 117H198V115H197ZM226 117V116H225ZM225 117H223V118H225ZM238 117V116H237ZM243 117V116H242ZM6 118V119H5ZM154 118V117H153ZM159 118V117H158ZM157 118V119H158ZM172 118H174V119H172ZM185 118V117H184ZM230 118V117H229ZM240 118V117H239ZM239 118H238V120H239ZM244 118V117H243ZM66 119V118H65ZM68 119V118H67ZM70 119V118H69ZM80 119V118H79ZM147 119V120H146ZM155 119V118H154ZM163 118H159V120H158V122L160 121V120H162ZM167 119V118H166ZM176 119H177V117H176ZM175 119V120H176ZM183 119V118H182ZM215 119V118H214ZM237 119V118H236ZM235 118H234V120H236ZM252 118H249L248 120L250 121ZM10 120H11V118H10ZM72 120H74V119H72ZM170 119H169V121H171ZM200 120V119H199ZM205 120V119H204ZM208 120V119H207ZM246 120H247V118H246ZM253 120V122H251L250 121V123H251V125L252 126H256V125H259L260 123H262L263 121H264V119H262V121L260 122V120H254V119H252ZM13 121V120H12ZM65 121V120H64ZM80 121V120H79ZM138 121V120H137ZM145 121H144V123H145ZM155 121H156V119H155ZM172 121V122H173ZM216 121V120H215ZM215 121H213V122H215ZM230 121V120H229ZM229 121H227V122H223L224 124H226L227 123V125H222V126H220L219 124H217L216 126V128L212 125V124H210V122H209V124H205V126H208L209 127V125H211V126H213V127H209L210 128V130L209 131H213L214 133H216V136L214 137V139L216 140V142L218 141L219 143L222 141V143L223 144H220V146L218 147V145L219 144H217L216 142V147H218L219 148V150H217V148L215 147V144L213 145V143L211 142V139L213 138L212 137V134H210L209 132H207V131H205V132H207V133H204L203 131H204V129H205V127H203V131H202V127L200 128L201 130L200 131H202L205 135L206 134H210V143L211 144H209V143H206V142H202V143H199V142H197V143H195L194 144V148H193V150H190L189 151V153H187V151H186V149H185V151H177V152H175L174 154H171L172 153V151H171V153H169L170 155H166V156H164L165 154H167V153H165V154H163L162 156H160L161 158H163V159H166V157H167V159L166 160H161V162H160V166H161V168H160V166L158 165L159 163V161L157 162V167H156V169L157 170H159V173L158 172H156L155 173V171H157L156 169H155V171L153 172L152 171V173H153V175L154 174H156V176L158 177L157 179L159 180V181H161V182H163V181H167L165 178L163 179V177H162V175H160L161 174V171H160V169L162 170L164 167H168L169 168V170L171 169L172 170V172H171V170H170V172H171V174H173V177H174V175H175V177H174V179L172 178V181H173V183H174V180L176 181V184H174V185H176V189L174 190V189H171V191L168 189V191H170V192H172L173 193V195H175L176 197H178V198H182L183 200H187L188 198L187 197H189V194L193 191L192 189H194V191L196 192L197 191V189H199V188H205L206 186H208L209 184H211L212 182H221L222 184H223V181L224 182H230L229 184H231L232 183V179L234 178L233 176H235V173L238 171V172H241L240 171V169L242 170V169H245V168H249L250 167V165H252V164H254L257 160H258V158H256L255 156V158H253V157H251L253 154L251 153V152H254L253 150H252V148H251V150L250 151H248L249 149V147L247 148V151L246 152H250V154H251V156L249 155V154H247V153H243V147L245 146H243V144H245L246 143V141L245 140H242V141H245V143H241L242 141H241V139H240V133H243L244 131H246V133H247V130L246 129H249L250 127H251V125H250V123L248 122V126H247V122H245V124L246 125H244V126H246V127H249V128H246L244 131L242 130V131H239V124H238V122H236L235 123V121L234 122H231L230 124H229ZM242 121V120H241ZM258 121H259V124H258ZM11 122V121H10ZM21 122H22V120H21ZM72 122V121H71ZM70 122V123H71ZM74 122V121H73ZM78 122V121H77ZM88 122H90V123H88ZM148 122H150V119H149V121ZM176 122V121H175ZM174 122V123H175ZM179 122V121H178ZM207 122V121H206ZM219 122V121H218ZM217 122V123H218ZM13 123V122H12ZM80 122H78V124H79ZM82 123H80L81 125H82ZM171 123V122H170ZM212 123V122H211ZM219 123H221V121L219 122ZM222 123V124H223ZM7 124H8V122H6V128H7ZM146 124V123H145ZM148 124V123H147ZM161 124V123H160ZM166 124V123H165ZM176 124V123H175ZM216 123H214V125H215ZM241 125H242V122L240 123ZM264 124V123H263ZM80 125V126H81ZM108 125V126H107ZM187 125V124H186ZM191 125V124H190ZM199 125V124H198ZM201 125V124H200ZM200 125H199V127H200ZM218 125H219V127H218ZM9 126V125H8ZM55 126V125H54ZM163 126V125H162ZM171 126H172V124H171ZM174 126V125H173ZM179 126H180V124H179ZM192 126V125H191ZM260 126V125H259ZM259 126H257V128H259ZM56 127V126H55ZM55 127H54V129H55ZM174 127H176V126H174ZM184 127V126H183ZM182 127V128H183ZM189 127V126H188ZM207 127V128H208ZM243 126H241V128L240 129H243V128H245V127H243ZM261 127V129L263 128L262 126H260ZM9 128V127H8ZM8 128L7 129H5L6 130V132H7V135L9 134L8 133ZM91 130H90V129ZM139 128V127H138ZM142 128V127H141ZM169 128H171V127H169ZM206 128V129H207ZM211 128L213 129V130H211ZM252 128V127H251ZM251 128H250V131H251ZM57 129V128H56ZM152 129V128H151ZM2 128H1V131H0V155H2V154H5V153H7V152H9L10 151V148L7 150L6 148H5V146H4V143H2V138L4 137L2 134H1V132H2ZM98 130H99V132H98ZM101 130V131H100ZM129 130V133H131V134H127L128 131ZM146 130H148V128L146 129ZM150 130V129H149ZM195 130V129H194ZM199 130V129H198ZM256 130V129H255ZM263 130H264V128H263ZM84 131V130H83ZM86 131V132H87ZM151 131V130H150ZM153 131V130H152ZM178 131V130H177ZM190 131V130H189ZM259 131V130H258ZM5 132V133H6ZM108 132V133H109ZM155 132V131H154ZM193 132V131H192ZM249 132V131H248ZM261 132V131H260ZM3 133H4V131H3ZM133 133V134H132ZM185 133V132H184ZM199 133H201V132H199ZM84 134V133H83ZM82 134V135H83ZM86 134V136L85 137H88V135ZM128 136H127V135ZM145 134V133H144ZM150 134V133H149ZM152 134V133H151ZM244 134V133H243ZM243 134H241V135H243ZM10 135V134H9ZM8 135V136H9ZM138 135V134H137ZM136 135V136H137ZM155 135V134H154ZM199 135V134H198ZM197 135V136H198ZM237 135H238V137H237ZM8 136H6L5 137V139L8 137ZM12 136V135H11ZM83 136V137H84ZM104 136V137H103ZM117 136V137H116ZM135 136V138H137ZM141 136V135H140ZM230 137V136H232L234 139H231V138H229V142H227V141H224L225 139H226V137ZM13 137V136H12ZM90 137V136H89ZM109 137H107L106 138V140H109L110 141V139H109ZM134 137V136H133ZM158 137V136H157ZM201 137V136H200ZM199 137V138H200ZM206 137V136H205ZM205 137H203L202 136V139L200 138V140L202 141V140H204L205 139ZM251 137V136H250ZM94 138V139H95ZM207 138V137H206ZM16 139V138H15ZM57 139V138H56ZM120 139H118V140H120ZM132 139V138H131ZM138 139H141V138H139V136H138ZM146 139V138H145ZM192 139V138H191ZM196 139V138H195ZM231 139V140H230ZM243 139V138H242ZM13 140V139H12ZM90 140V139H89ZM93 140V139H92ZM96 140V141H97ZM128 140V139H127ZM126 140V141H127ZM197 140V139H196ZM195 140V141H196ZM207 140H209V136H208V138H207ZM215 140H213V141H215ZM249 140H250V138H249ZM94 141V140H93ZM121 141V140H120ZM124 141V140H123ZM131 141V140H130ZM199 141V140H198ZM99 142V141H98ZM102 142V141H101ZM103 142H106L105 140L103 141ZM122 142V141H121ZM120 142V143H121ZM225 142H227L228 143V145H227V147H226V145H224V144H226ZM115 143V142H114ZM119 143V142H118ZM102 144V143H101ZM100 144V145H101ZM107 142H106V144L104 143L103 145L105 146H107ZM111 143H109V145H110ZM138 144V143H137ZM9 145V144H8ZM100 146V149H103L102 151H104V153L106 152L105 150H107V149H105V147L104 146ZM112 145V144H111ZM115 145V144H114ZM188 145H189V143H188ZM187 145V146H188ZM221 145H223V146H221ZM98 146H99V144H98ZM113 146V145H112ZM127 146V145H126ZM173 146V145H172ZM171 146V147H172ZM185 146V148H186V144L184 145ZM183 146V147H184ZM191 146V145H190ZM189 146V147H190ZM224 146L226 147V148H224ZM246 146H247V144H246ZM10 147V146H9ZM18 147V146H17ZM135 147H136V145H135ZM167 147V146H166ZM176 147V146H175ZM182 147V148H183ZM223 147V148H222ZM99 148V147H98ZM174 148V147H173ZM172 148V149H173ZM178 148V147H177ZM181 148V149H182ZM220 148H222V149H220ZM99 149V150H100ZM170 149V148H169ZM175 149V148H174ZM173 149V150H174ZM255 149V148H254ZM13 150V149H12ZM116 150H117V148L115 149V151L114 152H116ZM221 150V151H220ZM245 150H246V148H245ZM97 151V150H96ZM99 152V154L100 153H103V152ZM169 151V150H168ZM242 151V152H241ZM256 151V150H255ZM16 152V151H15ZM185 152V153H184ZM245 152V151H244ZM257 152V151H256ZM255 152V153H256ZM72 153V152H71ZM93 153V152H92ZM108 153V152H107ZM73 154V153H72ZM97 154V153H96ZM120 154H121V152H120ZM54 155V154H53ZM56 155V154H55ZM103 155V154H102ZM258 155V154H257ZM164 156V157H163ZM1 157V156H0ZM54 157V156H53ZM107 157V156H106ZM156 157H158L157 156V154H156ZM160 157H158V158H160ZM115 158V157H114ZM114 158H111V159H114ZM160 158V159H161ZM54 159V158H53ZM159 159V160H160ZM261 159V158H260ZM260 159H259V161H260ZM57 160V159H56ZM56 160H54L55 161V163L56 164H59L58 162H56ZM151 160H153V159H151ZM252 160L254 161L255 160V162L254 163H252ZM58 161V160H57ZM108 161V160H107ZM99 162V161H98ZM156 162V161H155ZM258 162V161H257ZM54 163V164H55ZM90 163V162H89ZM100 163V162H99ZM104 163V162H103ZM48 164V163H47ZM49 165V164H48ZM156 165V164H155ZM50 166H51V164H50ZM98 166V165H97ZM53 167V166H52ZM158 167H159V169H158ZM172 167V168H171ZM51 168V167H50ZM57 168V167H56ZM108 168V167H107ZM5 169V168H4ZM55 169V168H54ZM143 169V168H142ZM176 170H180L179 172L178 171H176ZM141 171V170H140ZM176 171V172H175ZM244 171V170H243ZM146 172H148V171H146ZM174 172V173H173ZM238 172H237V174H238ZM246 172V171H245ZM249 172V171H248ZM261 172V171H260ZM158 174V175H157ZM236 174V175H237ZM247 174V173H246ZM239 175V174H238ZM237 175V176H238ZM261 175H264V173L263 172H261L259 175H258V178H256L255 179V181H254V187H256V185H257V183H258V181H259V179H260V176ZM156 176H155V178L153 177V178H151V179H153V180H155L156 181ZM147 177V176H146ZM152 177V176H151ZM233 177V178H232ZM138 179H140V178H138ZM142 179V178H141ZM150 179V180H151ZM146 180V179H145ZM149 180V181H150ZM157 180V181H158ZM262 180V179H261ZM6 181V180H5ZM143 181H144V178H143ZM2 182V181H1ZM148 182V180L146 181V183ZM154 182V181H153ZM158 183H160V182H158ZM220 183V184H221ZM1 184H3V183H1ZM143 184H145V183H143ZM158 185V184H157ZM7 186V185H6ZM11 186V185H10ZM24 186V185H23ZM160 186V185H159ZM25 187V186H24ZM143 187V186H142ZM162 188H163V186H161ZM160 187V188H161ZM173 187V186H172ZM251 187H252V185H251ZM251 187L247 190V191H245V193H244V196H243V198H241L242 200H241V203L243 202V200L246 198V196L249 194V192H250V189H251ZM21 188V187H20ZM56 188V187H55ZM147 188H148V186H147ZM157 188V187H156ZM156 188H155V190H156ZM195 188H197L196 190H195ZM4 189V188H3ZM54 189V188H53ZM95 189V188H94ZM144 189V188H143ZM192 190V191H191ZM91 191V190H90ZM139 191V190H138ZM204 191V190H203ZM0 192H2V191H0ZM3 192H4V190H3ZM25 192V191H24ZM167 192V191H166ZM170 192H168V193H170ZM52 193V192H51ZM54 193V192H53ZM122 193V192H121ZM147 193V192H146ZM197 193V192H196ZM202 193V192H201ZM22 194H24L23 192H22ZM151 194V193H150ZM149 194V195H150ZM153 194V193H152ZM151 194V195H152ZM161 194V193H160ZM192 195L194 194V192H192L191 193ZM8 195H11V194H8ZM57 195V194H56ZM124 195V194H123ZM192 195H190V198L192 197ZM120 196V195H119ZM10 197V196H9ZM26 197V196H25ZM54 197V196H53ZM52 197V198H53ZM175 197V198H176ZM2 197H0V199H1ZM172 198V197H171ZM170 198V199H171ZM185 198V199H184ZM151 199V198H150ZM3 200V199H2ZM1 200V201H2ZM10 200V199H9ZM113 200V199H112ZM142 200V199H141ZM173 201L175 200V199H172ZM171 200V201H172ZM178 200V199H177ZM189 200V199H188ZM258 200H262V201H264V183H261L259 186H258V188L256 189V192H255V195L253 196V201H258ZM128 201V200H127ZM179 201V204L178 205H180L183 201H181V200H178ZM180 201H181V203H180ZM4 202V201H3ZM175 202H176V200H175ZM175 202H172V204L174 205V204H176L177 205V203H175ZM189 202V201H188ZM0 203H2V202H0ZM187 202H185V204H186ZM241 203H239L238 204V206L231 212V215H230V217L235 213V211L241 206ZM121 204V203H120ZM184 204V205H185ZM1 205V204H0ZM3 205V204H2ZM1 205V206H2ZM141 205V204H140ZM178 205L176 206L177 207V209L180 207H178ZM9 206V205H8ZM13 207V206H12ZM22 207V206H21ZM118 207V206H117ZM125 207H127V206H125ZM153 207V206H152ZM168 207H170V210H172L173 211V209H171V208H173V207H175V205L173 206V207H171V206H168ZM11 208V207H10ZM128 208V207H127ZM130 208V207H129ZM133 208V207H132ZM15 209V208H14ZM24 209V208H23ZM102 209V208H101ZM134 209V208H133ZM148 209V208H147ZM176 208L174 209V211L175 210H177ZM5 210V209H4ZM13 210V209H12ZM54 210V209H53ZM132 210V209H131ZM165 210H167V209H165ZM170 210H169V212H170ZM14 211V210H13ZM134 211V210H133ZM137 211V210H136ZM168 211V210H167ZM173 211V212H174ZM12 212V211H11ZM54 212H56V211H54ZM125 212H128V211H125ZM124 212V213H125ZM131 212V211H130ZM162 212V211H161ZM169 212H167V213H169ZM129 213V212H128ZM137 213V212H136ZM166 213V214H167ZM122 214V213H121ZM170 214V213H169ZM107 214L105 213V216H106ZM125 215V214H124ZM123 215V216H124ZM126 215H130V214H127L126 213ZM134 215V214H133ZM16 216V215H15ZM56 217V216H55ZM111 217H113V216H111ZM129 217H131V216H129ZM136 217V216H135ZM141 217V216H140ZM163 217V216H162ZM161 217V218H162ZM154 218V217H153ZM3 219V218H2ZM55 219V218H54ZM108 218H106V220H107ZM146 219V218H145ZM12 220V219H11ZM106 220H104V221H106ZM127 220H129V218L127 219ZM135 220V219H134ZM139 220V219H138ZM153 220V219H152ZM152 220H151V222H152ZM160 220V219H159ZM133 221V220H132ZM12 222V221H11ZM106 222H108V221H106ZM137 222V221H136ZM142 222V221H141ZM158 222V221H157ZM128 223H130L131 224V222L130 221H128L127 222V227H125V228H127L128 229V226L130 225H128ZM138 223V222H137ZM154 223V222H153ZM6 224V223H5ZM106 224H109V222L108 223H106ZM105 224V225H106ZM12 225V224H11ZM14 225H15V222H14ZM134 225V224H133ZM137 225V224H136ZM136 225L134 226V227H136ZM149 225H150V223H149ZM7 226V225H6ZM10 226V222H9V225H8V227ZM54 226V225H53ZM114 226V225H113ZM118 226V225H117ZM126 226V225H125ZM154 226V225H153ZM237 226H238V223H234L232 226H231V228L228 230V232H227V234L225 235V237L221 240V242H220V244L219 245H223L224 244V241H226V239L228 238V237H231V234L234 232V231H236V229H237ZM11 227V226H10ZM13 227V226H12ZM11 227V228H12ZM103 227H104V230H108V227H106V226H104V224H103ZM132 227V224H131V226H130V228ZM134 227H132V228H134ZM137 227H139V226H137ZM136 227V228H137ZM142 227V226H141ZM146 227V226H145ZM151 227V226H150ZM149 227V228H150ZM157 227H158V225H157ZM157 227H156V229H157ZM129 228V229H130ZM132 228L130 229V231L132 230ZM117 229V228H116ZM138 229V228H137ZM136 229V230H137ZM151 229V228H150ZM221 229H222V227L219 229V231L217 232V233H215V237L211 240V242H214V240H215V238H216V236L219 234V232L221 231ZM100 230H102V229H100ZM109 230H111V229H109ZM118 230V229H117ZM134 230V229H133ZM132 230V231H133ZM147 230H148V228H147ZM68 231V230H67ZM126 231V230H125ZM128 231V230H127ZM131 231V232H132ZM140 231H142V230H139V232H137V234L138 233H140V235L142 234ZM154 231H156L155 229H154ZM153 231V232H154ZM0 232H3V231H1L0 230ZM144 234L145 233H147V231H142ZM150 232H152V229L150 230ZM151 233V234H154V233ZM11 233V232H10ZM126 233V232H125ZM124 233V234H125ZM128 233V232H127ZM134 233V232H133ZM148 233H149V231H148ZM236 233H237V231H236ZM9 234V233H8ZM13 234V233H12ZM12 234H10V236H12ZM21 234V233H20ZM67 234H69V232L67 233ZM123 234V235H124ZM130 234L131 233H128V235L130 236ZM137 234H136V236H137ZM118 235V234H117ZM132 235V234H131ZM139 235V234H138ZM147 235V234H146ZM233 235V234H232ZM125 237H126V239L128 238L126 235H124ZM133 237H132V239L134 238V234L132 235ZM135 236V237H136ZM142 236V235H141ZM140 236V237H141ZM153 236V235H152ZM16 237V236H15ZM28 237V236H27ZM33 237L34 236H31L29 239L28 238H25L24 239V237L22 238V239H19V241L18 240H11V249L10 248H8V249H10L12 252L11 253H13L15 256H16V259L19 261V262H17V263H19V264H33V262H34V264H35V261L33 260V254L31 255V253H36L37 252V249H36V247H35V249H36V252H34L35 251V249H34V246H35V244H37L35 241H37V240H34L33 239ZM71 237V236H70ZM124 237V238H125ZM143 237H145V235L144 236H142L141 237V239H142V241H143V239L145 240L146 238H143ZM155 237H157V236H155ZM13 238V237H12ZM120 238V237H119ZM129 238H131V236L129 237ZM128 238V241L126 240V242H130V239ZM149 238V237H148ZM69 239V238H68ZM152 239H153V237H151V240H150V242H149V240H145V241H138V247H140L141 249H142V247L140 246V244L142 245L143 243H147V241H148V244H143L142 246L144 247V246H148L147 248H151V246H152V244H155L156 242L154 241V243H153V241H152ZM229 239V238H228ZM123 240V239H122ZM138 240H140V239H138ZM230 240V239H229ZM228 240V241H229ZM69 241V240H68ZM104 241V240H103ZM124 241V240H123ZM132 241V240H131ZM135 241V238H134V240H133V242ZM227 241V242H228ZM101 242V241H100ZM99 242V243H100ZM142 242V243H141ZM227 242H225V243H227ZM230 242H232V241H230ZM234 242V241H233ZM1 243V242H0ZM99 243L97 244L98 246H99ZM121 243V242H120ZM125 243V242H124ZM124 243H121V244H124ZM131 243V242H130ZM129 243V244H130ZM135 243V244H134ZM133 244L135 245L134 247L136 248V241L134 242ZM4 244V243H3ZM105 244V243H104ZM6 245V244H5ZM125 245V244H124ZM128 245V244H127ZM159 245V244H158ZM226 245V244H225ZM6 246H8V245H6ZM129 246V245H128ZM154 246V245H153ZM157 245H155V248L154 247H152L151 249H149V250H151L150 251V253L152 252V249H156L155 251H157V249H159V248H157L156 247ZM228 246V245H227ZM121 247H122V245H121ZM125 247H126V245H125ZM130 247V249H132V251L134 252L135 251V248H133V246L131 247V246H129ZM128 247V248H129ZM138 247L136 248V250L138 249ZM69 248V247H68ZM124 248V247H123ZM145 248V247H144ZM147 248H146V250H147ZM252 248V247H251ZM7 249V250H8ZM104 249H106V248H104ZM129 249V250H130ZM220 249V248H219ZM233 249V248H232ZM235 249V248H234ZM4 250H6V249H4ZM6 250V254H7V252L9 251H7ZM72 250V249H71ZM123 250H125V249H122V251ZM128 250V251H129ZM94 251H95V249H94ZM106 251H107V249H106ZM126 251H127V249H126ZM238 251V250H237ZM5 252V251H4ZM96 252V251H95ZM105 252V251H104ZM125 252V251H124ZM124 252H122L123 254H124V256H125V254H128L129 253V258H131L130 256H132L131 255V253L130 252H128V253H124ZM143 254L145 251H139L138 250V254L136 253V251L134 252V253H136L137 254V256H134V257H136L137 259H138V262L137 263H139V264H157L155 261H153L154 259L152 258V254H156V252L154 253V251L151 253V254H149L148 256H147V251L144 253L145 255L143 256L141 253ZM9 253H10V251H9ZM9 253H8V256H9ZM149 253V252H148ZM237 253V252H236ZM37 254V253H36ZM29 255H31V257L29 256ZM135 255V254H134ZM139 255V256H138ZM255 255V254H254ZM4 256V255H3ZM3 256H2V254H1V252H0V264H2V263H4V262H2V258H3ZM15 256H13V257H15ZM40 256V255H39ZM127 256V255H126ZM12 257V256H11ZM107 257V256H106ZM133 256H132V258H134ZM154 257V256H153ZM155 257H157L156 255H155ZM231 257H233V256H231ZM248 257V256H247ZM10 258V257H9ZM28 258H30V260L28 259ZM128 258V259H129ZM136 258H134V259H131V260H135V261H137L136 260ZM235 258V257H234ZM35 259V258H34ZM106 259V258H105ZM127 259V260H128ZM156 259V258H155ZM33 260V261H32ZM104 260V259H103ZM4 261H5V259H4ZM15 261V260H14ZM13 261V262H14ZM96 261H98V259L96 260ZM100 261V260H99ZM134 261V262H135ZM244 261V260H243ZM12 262V263H13ZM123 262V261H122ZM124 262H125V259H124ZM130 262H132V261H130ZM16 263V264H17ZM127 263V262H126ZM5 264V263H4ZM7 264V263H6ZM14 264H15V262H14ZM36 264H40V263H36ZM128 264V263H127ZM136 264V263H135ZM257 264V263H256Z\"/></svg>","mask_w":264,"mask_h":264},{"label":"crops","instance_id":"0c3cea01","mask_svg":"<svg viewBox=\"0 0 264 264\" xmlns=\"http://www.w3.org/2000/svg\"><path fill=\"white\" fill-rule=\"evenodd\" d=\"M227 232L213 245L212 251L207 253L197 264H256V263L264 264V230H262L263 234H260V235L258 234V231L256 230H245L243 232V233L252 232V237H253L252 240L246 242L247 244H250V245H248L245 250L241 246H232V247L229 246V242L232 241V238L234 234L236 233V231L232 233L233 235L231 234V237H228L230 240L227 238L226 241H224L223 245L222 244L219 245L221 240L227 234ZM240 232H242V230ZM259 236L261 239H258ZM227 248H231V249L233 248L232 250L237 259V263H225L222 261L224 251ZM246 256H248L247 260L244 259Z\"/></svg>","mask_w":264,"mask_h":264},{"label":"trees","instance_id":"16d2710c","mask_svg":"<svg viewBox=\"0 0 264 264\" xmlns=\"http://www.w3.org/2000/svg\"><path fill=\"white\" fill-rule=\"evenodd\" d=\"M261 179H262V180H261ZM261 183H264V177H261V178H260V180L258 181V183H257L256 186H259ZM251 194H252V193H251ZM251 194H250V195H251ZM253 194H254V193H253ZM253 194H252V195H253ZM250 195H249V196H250ZM249 196H248V198H249Z\"/></svg>","mask_w":264,"mask_h":264}]
</instances>
